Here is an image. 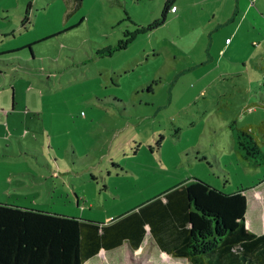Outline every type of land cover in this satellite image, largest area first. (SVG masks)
<instances>
[{"label":"rangeland","instance_id":"1","mask_svg":"<svg viewBox=\"0 0 264 264\" xmlns=\"http://www.w3.org/2000/svg\"><path fill=\"white\" fill-rule=\"evenodd\" d=\"M163 3L0 0V51L32 42L0 61V202L106 221L191 176L264 193L235 145L250 125L264 154V0H172L155 24ZM84 264L190 262L144 239Z\"/></svg>","mask_w":264,"mask_h":264},{"label":"trees","instance_id":"2","mask_svg":"<svg viewBox=\"0 0 264 264\" xmlns=\"http://www.w3.org/2000/svg\"><path fill=\"white\" fill-rule=\"evenodd\" d=\"M171 1L164 0L155 24L165 18ZM25 22L26 16L20 25ZM20 48L0 51V61L16 58ZM3 54L9 55L3 59ZM261 122L257 127L264 137ZM252 131L250 125L239 127L235 145L244 158L258 163L264 154ZM246 205L244 188L225 192L195 176L108 221L0 202V264H84L99 249L124 240L136 248L145 225L162 250L191 264H264V232L246 226Z\"/></svg>","mask_w":264,"mask_h":264},{"label":"crops","instance_id":"3","mask_svg":"<svg viewBox=\"0 0 264 264\" xmlns=\"http://www.w3.org/2000/svg\"><path fill=\"white\" fill-rule=\"evenodd\" d=\"M229 10L231 11L232 16L231 18H228L226 17V19L224 20V22H230L228 19H232L233 18V15L236 13V11L239 12V7H238V4H237V1L234 3V5H232ZM213 14V13H212ZM213 18H214V15L210 18H208L207 22L208 23H212L213 22ZM223 20V19H222ZM223 21H215L214 24H220L222 23ZM225 42H228V37H226L225 39ZM27 44V43H26ZM25 45V44H24ZM23 46V45H22ZM14 48H17V47H13V48H9L8 50H13ZM14 57H17L15 54L13 55ZM3 63V62H2ZM13 64V63H11ZM13 66V65H11ZM253 104V103H252ZM11 174H16L14 172H11ZM12 179V178H11ZM205 181H207L208 183L212 184L214 186V182H212L210 179H207V178H204ZM246 194V200H247V205H246V211H245V224L246 226L253 232L259 234V233H262L264 232V193H260L258 190L254 189L253 190V195L251 196V198H247V193L245 192ZM164 199V198H163ZM248 208H253V211L252 213L250 214L249 217H247V209ZM254 215H257V217H254ZM110 219V217L106 219V221H108ZM254 219H261L260 222H254ZM145 228H146V231L143 235V238L141 240V242L139 243V245L136 247L137 249L142 246L143 242H144V239H150L156 249V251L159 252L160 255H163L165 257H168V258H171V259H175V258H183V259H186L185 257H179V256H174L170 253H167L166 251L162 250L159 245L156 243L155 239L153 238V236L151 235L149 229H148V225H145ZM127 245L128 247L132 248L128 241L124 240L119 246L115 247V248H119L121 246H124V245ZM115 248H112V249H115ZM136 248H132V249H136ZM112 249H109V250H112ZM109 250H104L103 248L99 249V251L94 254L93 256H91L90 258L92 257H96V255H99L101 252L102 253H105L106 251H109ZM88 258V259H90ZM87 259V260H88ZM86 260V261H87ZM85 261V262H86ZM187 262L188 259H186ZM84 262V263H85ZM191 264V263H190Z\"/></svg>","mask_w":264,"mask_h":264}]
</instances>
